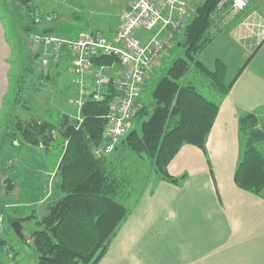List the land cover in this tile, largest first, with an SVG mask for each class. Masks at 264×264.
<instances>
[{
    "label": "crops",
    "instance_id": "0c3cea01",
    "mask_svg": "<svg viewBox=\"0 0 264 264\" xmlns=\"http://www.w3.org/2000/svg\"><path fill=\"white\" fill-rule=\"evenodd\" d=\"M35 1L42 8L75 5V2L66 0ZM131 1L128 0L126 8ZM259 1L262 0L252 1L238 11L239 15L251 11L247 16L250 26L238 36L245 41L244 49H239L236 74L231 78L226 75V84L231 86L217 103L219 110L205 147L186 143L180 148L168 165L169 173L178 181L158 179L145 184L147 188L133 192V202L127 206L125 219L95 264H264V190L260 195L241 188L235 181L243 149L240 116L253 113L258 124L264 127V2L258 4ZM42 8L41 12H52ZM88 22L83 17L76 21L69 19L65 22L63 19L41 26L40 31L73 37L80 30H101L112 37L119 25L118 22L103 26V29L89 28ZM7 38L0 9V113L9 87ZM217 59L229 69V63L221 57L207 65L202 62L214 69ZM62 64L66 65V60ZM50 148L51 145L48 152L41 155L42 160L50 163L48 169L41 170L43 186L38 187L37 194L30 187L34 164L26 165V174L32 173L27 182L22 180V162L16 163L14 170L15 198L8 206L14 207L15 216H32L27 220L35 225L47 212V204L42 203L50 196L49 184L57 172L58 163L55 170L51 168V160L56 155L49 151ZM18 181L23 187H19ZM55 185L58 186V180ZM28 189L33 194H29ZM41 193L44 197L38 196ZM35 208H43L42 215L29 212ZM18 251L12 250L13 254L8 251L10 256L2 264H21Z\"/></svg>",
    "mask_w": 264,
    "mask_h": 264
},
{
    "label": "trees",
    "instance_id": "16d2710c",
    "mask_svg": "<svg viewBox=\"0 0 264 264\" xmlns=\"http://www.w3.org/2000/svg\"><path fill=\"white\" fill-rule=\"evenodd\" d=\"M220 1H199L185 35L177 41L184 47V55L178 57L156 83L154 106L150 108L139 100L136 115L142 118L140 128H132L122 140L132 150L152 160L156 171L169 181H178L168 171L170 161L186 143L205 147L219 110L216 102L193 84L183 83L182 79L195 65L211 78V85L218 91L226 94L231 86L226 84L228 68L222 60L217 59L216 67L210 69L199 57L214 39L209 37V32L215 25L214 16L219 12ZM232 1L226 2L223 9L231 8ZM25 30L40 31V27L33 23L32 17ZM96 61L101 64L112 62V59ZM114 95L112 86L104 100L86 101L81 123L68 113L61 117L57 129L67 143L57 169L60 191L49 203L45 215L36 221V229L32 232L39 253L38 264H95L126 217L127 208L121 198L125 187L123 178L112 172L107 157H96L93 152L94 146L103 139ZM239 123L243 149L235 181L241 188L261 195L264 190V131L256 127L258 120L253 113L241 115ZM18 127L31 145L48 147L55 139L56 126L48 121H34ZM15 132H8L7 136ZM12 142L23 144L16 136ZM9 219L11 222L23 220L12 216ZM4 242L1 240L2 251Z\"/></svg>",
    "mask_w": 264,
    "mask_h": 264
},
{
    "label": "rangeland",
    "instance_id": "374dc122",
    "mask_svg": "<svg viewBox=\"0 0 264 264\" xmlns=\"http://www.w3.org/2000/svg\"><path fill=\"white\" fill-rule=\"evenodd\" d=\"M70 1L75 2V5L64 4L58 7L48 6L42 8L41 6H37L35 0H0V9L10 49L9 87L0 113V257L3 260L10 256L7 253L8 251L13 254L12 250L14 252L19 250L18 252L21 253V257L19 258L21 264H38L39 259V253L34 245V237L32 235V231L36 229V225L34 222L27 220L31 219L32 216H15L13 215L14 207L8 206L15 198L14 170L18 165L16 163H23L21 165L25 171L22 169L24 171L21 172L24 176L22 180H26V182L32 174L31 172H29L30 174H26V165L34 164V177L31 178L33 182L30 187L34 188V192L37 194L40 190L38 187L43 186V174L41 170L48 169V163H50L47 160H42L41 155L48 152L47 149L51 145L49 151L52 150L54 152L53 155L57 156L51 160V163H53L51 168L55 170V165L58 163V169L61 160L59 156L67 143L57 129L62 115L68 113L76 116L79 119V123L83 121L82 108L84 104L79 106L75 103L76 98L79 96L80 86L76 82V75L72 71L68 58L54 60L49 66L43 65L44 49L34 45L30 35L31 31H26L25 27L37 13H54L58 16L56 22L63 19L65 22L69 19L76 21L78 18L83 17V19L89 20L87 25L89 28L103 29V26L108 27L113 23L115 25L118 22L119 24L121 23L123 13L126 10L125 6L128 2V0H66L68 3ZM45 2L49 3L48 0H45ZM263 2L264 0L259 1L258 4ZM40 7L43 10L45 9V11L52 12H41ZM250 13L251 11H248V13L245 12L239 15L238 12L230 8H226V10L222 8L219 12H216L214 16L215 25L209 32V37L214 39L199 54L200 56L198 55L206 65L213 63L216 57H221L230 65L227 76L230 75L231 78L236 74L238 58L241 53L239 49H244L245 42L238 36L240 32L244 33L247 30V26H250L247 18ZM69 34H72V32ZM139 36L143 39H148L151 36V31H139ZM183 55L184 47L176 43L157 62L156 66L147 76L142 88L141 99L145 105H148L150 108L154 106L153 90L156 83L166 74L174 61ZM64 60H66V65L62 64ZM182 82L193 84L199 92L213 102L219 103L221 97H223V93L211 85V78L204 75L195 65H192V68L184 76ZM141 120L142 118L137 117L135 114L132 128L139 129ZM34 121H48L56 126L54 131L55 139L48 147L31 145L22 136V130L19 129L18 125L20 124L23 127ZM14 131H16V134L11 133V135L7 136L8 132ZM14 136L19 141L21 140L23 144L18 145L12 142ZM105 157L109 160L112 172L118 177L123 178L125 187L122 188L121 198L126 208L133 202L134 197L132 198V195H134V191L138 192L142 188H147L145 184H151L158 179H164L162 173L156 171L152 160L132 150L123 141L117 145L109 156ZM56 174L52 175V180L49 184V187H51V191H49L50 196L48 199L45 198V202L42 203L44 205L47 204V210L49 203L57 197L60 191L58 187L59 177ZM57 180L58 186L56 187L55 182ZM18 184L19 187H23L19 181ZM28 193L33 194V191L28 189ZM40 195L44 197L43 193L38 196L40 197ZM24 198L28 199V197ZM43 210V208L38 210L35 208L29 212L42 215ZM10 216L23 218L20 221L23 222L22 231L25 240H23L24 237L20 238L14 231L13 222L9 219ZM3 239L8 243L4 242V251H2L1 247V240Z\"/></svg>",
    "mask_w": 264,
    "mask_h": 264
},
{
    "label": "built area",
    "instance_id": "2783aa9c",
    "mask_svg": "<svg viewBox=\"0 0 264 264\" xmlns=\"http://www.w3.org/2000/svg\"><path fill=\"white\" fill-rule=\"evenodd\" d=\"M199 1L132 0L112 37L102 31L86 29L73 37L31 31L34 45L44 49L43 65L49 66L65 56L70 59L80 86L76 104L82 106L91 99L104 100L110 88H115L103 139L93 148L96 157L109 156L131 131L147 76L164 53L185 35ZM228 1L221 0L218 11ZM252 1L257 0H233L231 9L241 11ZM57 18L54 13H37L33 23L46 26ZM142 30L151 31L150 38H141L139 31ZM100 58H109L112 62L99 64L96 60ZM256 127L264 131L262 125Z\"/></svg>",
    "mask_w": 264,
    "mask_h": 264
},
{
    "label": "water",
    "instance_id": "95a60500",
    "mask_svg": "<svg viewBox=\"0 0 264 264\" xmlns=\"http://www.w3.org/2000/svg\"><path fill=\"white\" fill-rule=\"evenodd\" d=\"M12 226H13L14 231L16 232V234L20 238H23L24 237V233L22 231V223H21V221L20 220L13 221Z\"/></svg>",
    "mask_w": 264,
    "mask_h": 264
}]
</instances>
